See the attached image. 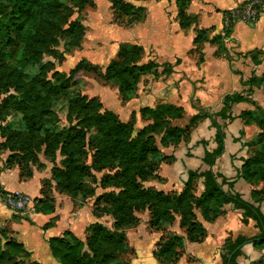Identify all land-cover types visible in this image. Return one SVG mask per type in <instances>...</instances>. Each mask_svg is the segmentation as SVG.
<instances>
[{
  "label": "trees",
  "instance_id": "trees-1",
  "mask_svg": "<svg viewBox=\"0 0 264 264\" xmlns=\"http://www.w3.org/2000/svg\"><path fill=\"white\" fill-rule=\"evenodd\" d=\"M3 1L8 3L10 9L0 8V87L5 86L6 91L14 88L20 95L11 96L4 107L20 113L27 127L25 132L20 133L6 131L0 126V136L3 139L0 149L11 153L5 168L17 166L21 178H31L34 168L37 171L46 169V165L40 161L42 155L53 164L51 180L56 185L55 189L74 199L87 200L93 198L96 193L97 179L92 172L102 173L110 169L108 159L113 157L115 166L112 169L120 168V172L115 175L104 173L100 184L103 189L116 188L120 192L102 194L96 199V204L102 201L110 204L106 212L115 218V226L120 224L127 228L139 224L135 213L148 210L149 227L163 235L177 223L178 218L183 235L171 233L167 237L164 236L165 238L161 237L154 252L155 258L161 264L178 263L184 254L186 241L203 242L207 236L203 222H215L223 216V208L230 204L237 210L244 211L243 223L247 224L249 219L257 223L262 235L254 245L264 249V216L259 208L243 201L240 195L232 194L235 182L228 181L212 170L217 158L224 151L223 134L216 122L213 127L217 131L214 139L217 148L210 152L206 149L208 142L202 143L206 149L203 159L206 170L189 171L180 193H165L143 186L149 180L159 179L158 170L162 163H172L173 160L163 156L156 143V136L160 137V145L163 148L188 142L198 123L211 118L207 112L194 115L185 127H179L171 121L184 118V110L181 107L160 105L154 109L146 108L141 114L145 119L152 120L153 124L134 136L133 121L123 123L110 112L100 113L102 106L96 99L72 97V77L54 73L52 81H49L42 75L34 79L26 76L25 69L33 67L42 58L43 51L40 46L48 44L50 36L47 33L50 30L68 25L66 32L70 34V41L67 47L70 49L78 46L84 29L78 19L70 22V18L75 14V9L82 10L90 0H69L72 7L67 6L64 0ZM190 1L178 0V17L182 29H188L197 21L195 17L186 14ZM111 4L116 14L130 19L129 25L146 19L145 9L137 8L130 2L111 0ZM247 4L225 13V38L230 36L236 23L233 11H242ZM257 9L259 13L262 11V7ZM208 40L205 31L197 32L194 43L200 55L201 47ZM211 42L218 45L219 52L226 51L223 36H216ZM142 56L143 48L139 46L122 47L118 59L106 70V78L117 84L125 100L130 99L143 77L153 74L160 67L156 63L141 64ZM251 58L256 65L261 63L258 54H253ZM180 63L178 60L174 66L164 65L165 74H172L174 67ZM261 85H264V74L261 77L253 75L244 83L249 89L247 97L237 94L225 97L223 108L217 116L223 120H234L235 118L227 115L231 106L247 102L251 90ZM59 98L69 100L74 106L71 113L76 117L71 119L75 124H70L67 129L60 127L59 118L53 111L54 102ZM9 102L11 105L8 108ZM12 111L5 112L12 114ZM254 112L246 111L240 116L245 125H257L261 133L247 144L253 155L244 161L239 176L256 187L264 184V117L260 118ZM2 114L4 111H0V115ZM59 157L61 160L57 165ZM89 157L94 159L91 166H87ZM91 175L93 181L87 182L86 178ZM50 182H45V185H50L51 188L49 192L43 188L44 199L36 201L37 212L48 214L54 210ZM199 182L202 191L197 194L195 190ZM224 186L228 187V191L223 189ZM263 195L264 190L252 192L256 204L261 203ZM52 226L51 222L46 227ZM246 242L245 239H238L234 243L226 241L227 254L233 256L230 260L226 258L225 264H236V259L241 255L240 247ZM48 243L53 257L60 264H126L123 255L131 252L124 233H114L100 223L88 227L85 242L73 233L65 232L61 237L49 239ZM30 257L31 253L22 244L11 238L7 230L0 229V264H38L28 262ZM256 264H264V259Z\"/></svg>",
  "mask_w": 264,
  "mask_h": 264
},
{
  "label": "crops",
  "instance_id": "crops-1",
  "mask_svg": "<svg viewBox=\"0 0 264 264\" xmlns=\"http://www.w3.org/2000/svg\"><path fill=\"white\" fill-rule=\"evenodd\" d=\"M250 1L191 0L186 14L195 17L197 21L188 29H182L178 17V0H131L130 3L137 8L145 9L146 19L132 28H121L118 38L121 43L142 47L147 54V63L152 61L160 66L157 70L159 75L164 72V65L174 66L178 60L181 61L174 67L172 74L159 76L158 79L152 76V81L150 80L143 94L148 103L140 109H154L160 105L181 107L184 118L175 123L179 127L188 124L181 123L187 113L189 120L204 112L211 117L198 123L191 133L189 143L182 142L176 150H163V156L173 158V164L164 162L160 166V176L164 182L156 187L157 191H182L189 171L206 170L203 165L205 150L211 152L217 148L214 141L217 131L213 127L216 122L223 134L224 151L217 158L213 172L235 182L232 194H238L243 201L258 207L264 216V195L259 204L252 197L253 191L264 190V184L253 187L239 176L244 161L253 155L247 144L258 134L257 127L245 125L240 116L243 112L253 110V107L246 103L233 104L227 113L235 118L232 121L217 116L223 108L225 97L235 94L247 97L249 89L244 83L253 75L260 77L264 74V13L257 23L238 21L233 25L229 37L225 38L223 34L225 13ZM198 31H205L209 39L201 47V55L196 51L194 43ZM216 36H223L225 52H219L218 45L211 42ZM253 54H258L261 62L259 65L252 60ZM254 90L253 99L260 91L256 88ZM2 142L0 136V143ZM203 142H208L206 149ZM7 158V154L0 152V229L7 230L11 238L16 239L31 253L28 262L60 264L51 253L49 239L71 232L85 242L89 226L95 223L107 226L104 221L106 219L98 220L95 217L93 203L87 201V204L76 205L72 198L54 189L53 181L50 182L53 187L52 213L44 214L37 212V209L31 216L13 213L5 205L6 193H22L35 202L43 200L45 182L50 181L52 175L48 165L43 171L34 170L31 178L23 179L17 166L5 168ZM199 184L201 186V182ZM223 189L228 191L227 186ZM223 211V216L215 222H203L207 231L203 242L186 241L184 254L176 264H225L226 258L230 260L233 256L227 254L226 241L234 243L238 239H245L247 242L240 247L241 255L236 259V264H256L264 259V249L254 245L262 235L257 223L252 219L247 224L243 223L244 211L237 210L232 204L226 205ZM51 222L53 226L47 228ZM177 230L178 225L172 229L175 234H178ZM134 235L133 238L128 234L130 246L135 251L129 264H161L154 256L161 234H149L142 225Z\"/></svg>",
  "mask_w": 264,
  "mask_h": 264
},
{
  "label": "rangeland",
  "instance_id": "rangeland-1",
  "mask_svg": "<svg viewBox=\"0 0 264 264\" xmlns=\"http://www.w3.org/2000/svg\"><path fill=\"white\" fill-rule=\"evenodd\" d=\"M123 1L131 2V0ZM132 1L135 2L137 0ZM64 2L67 6L72 7V3L69 0H64ZM1 7L7 10L10 9L8 3L3 0H0V8ZM74 11L75 14L70 18V22L78 19L84 29V34L79 39L78 46H74L70 49H68L67 47V44L70 41V34L66 32V30L68 29V25L54 31L50 30V32L47 33V35L50 36L49 41L47 42L48 44H46L45 46H40L41 50L43 51L42 58L33 67L25 69L24 72L28 78L34 79L35 77L42 75L49 81H52L54 73L63 74L66 77H72V97L81 96L86 97L89 100L96 99L101 103L102 106L100 113L110 112L114 114L120 122L123 123H129L133 121V131L135 136L139 131L153 124L152 120L145 119L141 114L143 109L140 108L147 105L148 103L147 99L145 100L143 94L145 93L146 88L149 86L152 76L154 77V79H158L159 76L162 77L163 75H165V72L162 71L159 75L157 69L153 74L143 77L136 91L131 94L130 99L125 100L117 84L106 78V70L112 62L118 59V53L122 47L129 48L137 46H130V44L121 43L120 39L118 38V32L121 30V28H132L138 23L129 25V18L125 17L124 15L116 14L112 7L111 0H90V3L85 5L82 10L79 11L75 9ZM146 57L147 54L143 49L141 64H149L147 63ZM150 63L155 62L151 61ZM255 88L257 90H260L257 93V97L255 98L256 100L253 99V94L255 93V90L253 89L250 92V96L252 98L250 99L249 96L247 102L244 103L251 105L253 107V110L251 111H255V114L259 115L260 118H263L264 85ZM11 96L20 97V95L14 88H10L6 91L5 86L0 87V111H4V114L0 115V126H2L6 131L10 132H25L27 127L26 123L22 119V115L20 113L14 112V110L12 111L11 109H6L4 107L5 103ZM10 105L11 102L7 104V107L9 108ZM53 106V111H55L59 118L58 122L61 128L67 129L70 124H75L72 119H75L76 115L74 113H71L72 107L74 106L70 104L69 100L59 98L54 102ZM5 111H12V114L11 112L6 113ZM73 111L76 112L77 110ZM190 120L189 113H187L185 120L181 123L189 122ZM171 123H174L173 125H175L176 121H171ZM255 126L258 129V134H260V128L257 125ZM156 143L163 152L165 148L160 145L159 136H156ZM178 147L179 146H170L169 148H173L176 150L178 149ZM0 152L7 154L8 157L11 155L10 151L8 150L0 149ZM60 160L61 158L59 157L57 159V165H59ZM40 161L41 163L46 165V168H48V165L51 169L53 168V164L47 161L42 155L40 156ZM93 161V157H89L87 159V166H91L93 164ZM114 163L115 162L113 157H110L108 159V166H110V169L102 173L92 172L94 177L97 179L95 185L96 193L93 198H88L87 200H82L81 198L74 199L68 194H63L72 198L73 201L76 202V205H82L85 203L87 204V201L93 203V213L95 217L98 220L106 219L104 220L105 224L107 225L106 227L112 232L124 233L129 246L130 241L128 238V234L130 235V237L134 238V234L138 233V229L142 227V225L146 227L149 234L155 233L161 234V237H167V235L173 233L172 229L178 225V218L177 223L171 228H168L169 230L163 235V233L155 232L149 227L150 213L148 210L135 213L134 215L139 220V224L135 227L127 228L120 224L115 226V218L111 214H108L106 212V210L110 208V204H108V206L104 201L96 204V199L102 194L111 192L117 194L120 192V190L116 188L103 189L100 184L104 173L115 175L120 172V168L112 169L115 166ZM34 170H36V168H34ZM160 173L161 170H158L159 179L149 180L148 182H145L143 186L146 189L153 188L157 190L156 187L160 186L164 182V179L160 176ZM92 178V175L88 176L86 178V181L92 182ZM151 185H155V187ZM53 187L55 189L56 185H54ZM50 188V185H45L44 187L46 192H49ZM201 188L202 187L200 186V184L196 187L195 191L197 194L200 193ZM57 192L60 193L59 191ZM173 192L180 193L181 191L175 190ZM176 233H178V235H182V231L180 230V228ZM130 248L131 252L123 255V260L126 262V264H129V262L135 256L134 249L131 246Z\"/></svg>",
  "mask_w": 264,
  "mask_h": 264
},
{
  "label": "built area",
  "instance_id": "built-area-1",
  "mask_svg": "<svg viewBox=\"0 0 264 264\" xmlns=\"http://www.w3.org/2000/svg\"><path fill=\"white\" fill-rule=\"evenodd\" d=\"M257 7H262L260 13ZM263 13V0H251L243 7L242 11H233V18L235 19L234 22L243 21L245 23L255 24ZM4 202L9 210L19 215L31 216L36 212L35 200L22 193H6Z\"/></svg>",
  "mask_w": 264,
  "mask_h": 264
}]
</instances>
